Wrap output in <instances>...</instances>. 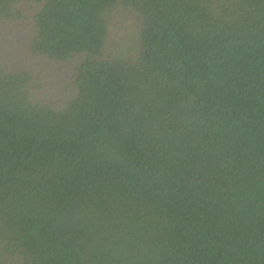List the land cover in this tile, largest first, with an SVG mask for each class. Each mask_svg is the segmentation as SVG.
Returning a JSON list of instances; mask_svg holds the SVG:
<instances>
[{"label":"trees","instance_id":"1","mask_svg":"<svg viewBox=\"0 0 264 264\" xmlns=\"http://www.w3.org/2000/svg\"><path fill=\"white\" fill-rule=\"evenodd\" d=\"M0 19L28 20L35 55L85 56L65 108L0 63V264H264V0H0Z\"/></svg>","mask_w":264,"mask_h":264},{"label":"rangeland","instance_id":"2","mask_svg":"<svg viewBox=\"0 0 264 264\" xmlns=\"http://www.w3.org/2000/svg\"><path fill=\"white\" fill-rule=\"evenodd\" d=\"M133 14L125 9L115 13L110 30L109 46L123 50L132 40ZM32 26L27 21H5L0 19V63L7 70H28L41 85L36 90L38 98L56 108H65L77 95L74 83L76 68L84 59L77 55L67 62L55 61L46 56L33 54L29 45Z\"/></svg>","mask_w":264,"mask_h":264}]
</instances>
